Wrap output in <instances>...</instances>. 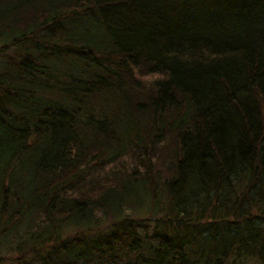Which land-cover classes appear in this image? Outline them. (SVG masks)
<instances>
[{
    "label": "trees",
    "instance_id": "trees-1",
    "mask_svg": "<svg viewBox=\"0 0 264 264\" xmlns=\"http://www.w3.org/2000/svg\"><path fill=\"white\" fill-rule=\"evenodd\" d=\"M0 264H264V0H0Z\"/></svg>",
    "mask_w": 264,
    "mask_h": 264
},
{
    "label": "clouds",
    "instance_id": "clouds-1",
    "mask_svg": "<svg viewBox=\"0 0 264 264\" xmlns=\"http://www.w3.org/2000/svg\"><path fill=\"white\" fill-rule=\"evenodd\" d=\"M163 77H161L159 74H152L150 76H146V77H142V79L146 82H150V81H156V80H160Z\"/></svg>",
    "mask_w": 264,
    "mask_h": 264
}]
</instances>
